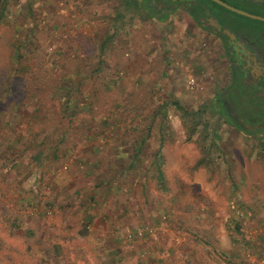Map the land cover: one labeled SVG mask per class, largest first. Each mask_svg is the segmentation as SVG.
Returning <instances> with one entry per match:
<instances>
[{
  "label": "rangeland",
  "instance_id": "1",
  "mask_svg": "<svg viewBox=\"0 0 264 264\" xmlns=\"http://www.w3.org/2000/svg\"><path fill=\"white\" fill-rule=\"evenodd\" d=\"M122 1L0 0V264H264L221 42Z\"/></svg>",
  "mask_w": 264,
  "mask_h": 264
},
{
  "label": "flooded vegetation",
  "instance_id": "2",
  "mask_svg": "<svg viewBox=\"0 0 264 264\" xmlns=\"http://www.w3.org/2000/svg\"><path fill=\"white\" fill-rule=\"evenodd\" d=\"M145 8H150L152 12L149 17L155 20H167V16L180 15L189 18L199 28L212 35L221 42L222 53L227 56V60L232 69V75L235 80L237 75L240 83L245 86L247 95L251 96L254 103L239 102V108H235L229 100L226 91L223 103L224 109L232 120L242 119L238 111L243 106H248L247 111L264 110V36L259 35L254 38L248 37L243 32H234L228 27H224L217 13L212 8L210 0H137ZM254 5L256 11L264 12V0H245ZM211 2V3H210ZM169 19V18H168ZM213 21L219 25V29L215 27ZM235 34V38H231L224 33ZM225 42V43H224ZM230 105V109L226 104ZM257 106L258 108H254ZM243 115H249L248 113ZM243 120V119H242Z\"/></svg>",
  "mask_w": 264,
  "mask_h": 264
},
{
  "label": "trees",
  "instance_id": "3",
  "mask_svg": "<svg viewBox=\"0 0 264 264\" xmlns=\"http://www.w3.org/2000/svg\"><path fill=\"white\" fill-rule=\"evenodd\" d=\"M222 2L236 8L242 11H245L249 14H253V15H257V16H261L264 17V13H261L260 11H256L254 8V5L250 4L249 2L245 1V0H221ZM211 3V2H210ZM122 9L124 11H129V10H134V11H142V12H146L148 13V15H150V13L152 12V10L150 8H145L140 2L136 1V0H123L121 3ZM212 8L214 9V11L217 13V17L219 18L221 24L224 27H228L230 28V30L235 31V32H243L244 28V24L243 21L244 19H247L246 17L237 15L229 10H226L225 8L212 3ZM121 14H117V17H121ZM253 21V20H251ZM264 23V22H263ZM225 43V42H224ZM232 71V70H231ZM230 71V82L229 84L226 86V91L228 92V97L229 100L233 103L235 108H239L238 103L239 102H246V103H254V101L252 100L251 96H248L247 90L245 89V86L243 84L240 83V80L238 79V75L237 77L233 78L232 72ZM248 108V106H243V108L241 110L238 111L239 116L243 119V123H246L247 119H251L252 114H256V115H264V110H258V111H247L246 109ZM254 108H258L257 106H255ZM225 116L227 117L228 121L236 126V128H238L239 130L243 131V132H249L248 130L244 129L242 126L238 125V122L235 120H232L229 115L227 114L226 110H225ZM248 113L249 115H243ZM251 117V118H250ZM250 125V124H249ZM250 126H253L252 124ZM254 131V130H253Z\"/></svg>",
  "mask_w": 264,
  "mask_h": 264
},
{
  "label": "water",
  "instance_id": "4",
  "mask_svg": "<svg viewBox=\"0 0 264 264\" xmlns=\"http://www.w3.org/2000/svg\"><path fill=\"white\" fill-rule=\"evenodd\" d=\"M210 1L214 2L215 4L225 8L226 10H229V11H231V12L237 14V15H240V16L252 19V20H258V21L264 22V17L253 15V14H249V13H247L245 11L236 9V8H234V7L230 6V5L222 2L221 0H210ZM213 24L215 25V27L217 29H219V25H217L215 21H213ZM224 33L229 35L232 39L236 37L235 34L229 33L228 30H224ZM237 122H238V125L242 126L244 129H246L248 131L259 130V129L264 128V121L262 123H260V124H256V125H253V126H250L248 124L242 123L243 122L242 119H238Z\"/></svg>",
  "mask_w": 264,
  "mask_h": 264
},
{
  "label": "crops",
  "instance_id": "5",
  "mask_svg": "<svg viewBox=\"0 0 264 264\" xmlns=\"http://www.w3.org/2000/svg\"><path fill=\"white\" fill-rule=\"evenodd\" d=\"M177 17H180L181 19H182V24H184L185 26H187V27H195V28H197L201 33H203V35L205 36V35H207L206 34V32L205 31H203L201 28H199L195 23H193V21L192 20H190L189 18H186V17H182V16H180V15H171V16H167V20L165 19V20H155V19H153L154 21H157V22H166V21H168L169 19L170 20H174V21H176L177 20ZM169 18V19H168ZM235 32V31H234ZM229 75H230V73H229Z\"/></svg>",
  "mask_w": 264,
  "mask_h": 264
},
{
  "label": "built area",
  "instance_id": "6",
  "mask_svg": "<svg viewBox=\"0 0 264 264\" xmlns=\"http://www.w3.org/2000/svg\"><path fill=\"white\" fill-rule=\"evenodd\" d=\"M194 81H195L194 78L189 77L188 84L190 86H193L194 85ZM143 232L144 231L142 229L138 228V229H136V233L135 232L134 233L136 234V236H141L143 234ZM132 237H133V235L130 234V233L127 235V239H131Z\"/></svg>",
  "mask_w": 264,
  "mask_h": 264
}]
</instances>
